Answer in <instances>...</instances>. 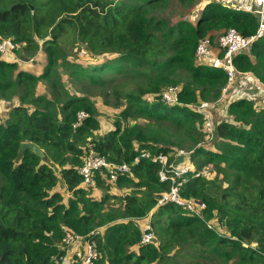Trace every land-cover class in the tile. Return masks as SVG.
<instances>
[{"label": "trees", "instance_id": "16d2710c", "mask_svg": "<svg viewBox=\"0 0 264 264\" xmlns=\"http://www.w3.org/2000/svg\"><path fill=\"white\" fill-rule=\"evenodd\" d=\"M172 1L0 3V36L24 44L28 51L42 47L46 55L38 75L19 69L16 61L0 60V94L23 91L0 120V264H62L65 229L96 241L99 256L94 264H155L184 244L209 247L218 261L206 264H264V105L243 96L229 101L225 116L213 121L212 136L205 143H200L202 134L196 129L203 127L204 117L194 108L200 101L218 100L227 82L223 70L195 63L198 40L228 28L253 35L257 18L228 9L217 0H176L185 7L199 1L203 7L197 19L187 13L185 19L170 22L158 12ZM68 37L84 45L90 56L107 57L90 66L71 64L67 69L70 76L89 84L115 82V99L125 104L115 105L120 109L111 125L96 117L97 110L86 96L64 93L61 103L54 98L49 80L58 60L68 64L63 50ZM234 65L235 77L248 72L264 85V36L238 52ZM128 78H138L143 85L124 87ZM39 82L49 83V96L36 95ZM169 85L177 86V103L161 100V92ZM233 88L234 84L229 91ZM80 111L85 116L75 124ZM140 117L164 129L184 127L191 134L188 156L176 161L194 163L195 171L213 164L223 172H233L234 182L227 187L221 180L214 183L210 177L189 176L179 188L184 199L205 203L204 218L221 222L223 231L215 233L173 202L154 208L170 181H159V165L149 157H139L132 173L117 177L113 184L96 174L97 187L130 188L121 196V207L106 203L113 197L106 191L97 199L81 185L78 167L89 145L113 163L131 164L141 150L151 156L177 151L180 145L167 141L149 127L150 122H125ZM24 140L42 149L44 157L31 150L21 152L19 144ZM211 184H220L222 189L211 193ZM152 209L155 241L143 245L136 220Z\"/></svg>", "mask_w": 264, "mask_h": 264}, {"label": "built area", "instance_id": "2783aa9c", "mask_svg": "<svg viewBox=\"0 0 264 264\" xmlns=\"http://www.w3.org/2000/svg\"><path fill=\"white\" fill-rule=\"evenodd\" d=\"M225 4L228 9L237 13L255 15L258 21V27L256 32L250 36H243L235 28H228L212 37L210 35H205L198 40L194 50L195 63L221 69L227 76L226 85L222 88V94L218 100L215 102L200 101L194 105L195 110L204 117V130L210 131L209 133H211V136L213 129L212 109L215 107L214 105L223 98V94L226 90L231 87L235 75L238 73L234 65L235 55L240 51L248 50L255 40L264 36V0L227 1ZM14 48L15 43L10 37L0 36V60H4L8 55H11ZM161 100L168 104L177 103V86H167L161 92ZM83 116H85V112H78V121L75 124H78ZM187 153L188 152L183 150H177L174 154L171 152L168 154L157 153L151 156L150 152L147 150H141L131 164L124 161L121 163H113L108 161L104 156L99 155L93 147L89 145L84 153L82 163L78 167V174L82 178L81 185L86 188L94 185L97 173L102 174L109 183L113 184L117 177L126 174L130 175L132 173V166L139 161V157H149L153 162H157L159 165V181H170L169 189L157 196L154 208L167 202H173L183 207L186 211H189L192 216L202 220L209 229L213 230L215 233H219L223 231L224 225L216 220L204 218L203 210L205 208V203L193 198L184 199L180 195L179 188L189 176L206 177L207 175L204 169L205 166L199 171H195L192 163L176 161L177 157H182ZM170 156H173V158L170 159ZM152 213L153 209L145 216L147 217L149 215L144 224L140 226V244H150L155 241L150 222ZM64 232V236L61 240V248L65 250L64 256L60 257L62 264H94L99 256L96 241L93 238L81 236L67 229H65Z\"/></svg>", "mask_w": 264, "mask_h": 264}, {"label": "rangeland", "instance_id": "374dc122", "mask_svg": "<svg viewBox=\"0 0 264 264\" xmlns=\"http://www.w3.org/2000/svg\"><path fill=\"white\" fill-rule=\"evenodd\" d=\"M211 1V0H207ZM218 3H220L222 6H226L227 1H233V2H239V1H247V0H217ZM12 0H0V3L4 6H8ZM203 4L200 5L199 1L195 2L190 7H185L184 5L177 3L176 0H173L169 6H165L163 10H160L158 12L159 16L165 17L168 21L173 22L174 20H178L180 18L185 19V15L188 13L189 16L192 19H197V16L199 15L200 11L202 10ZM195 10V11H194ZM196 13V15L194 14ZM194 21V20H193ZM221 33V32H220ZM219 34V33H217ZM73 38L68 37L65 38V44L63 45V50L65 54V61H68V64H65L61 60H58L56 66L53 69L52 77L50 78L49 82L50 85L53 86V93L54 98L58 103H61L63 100H65L66 95L64 93H69V95H81L86 96L89 98L96 110L97 115L96 117L106 125H111L114 120L117 117V110L123 107L124 100L120 99L119 101L115 99V93L113 83L104 84V85H95V84H89L87 81H81L79 78H75L72 75L70 76L68 73V65L71 64H79L82 67L90 66L95 63H98L100 60H103L104 58H107L106 55H101L97 57L90 56L89 53L84 51V45L80 43H73ZM40 45H42L41 40L38 39L37 41ZM24 44H15V48L12 52V54L18 59L17 64L19 69H25L28 71V73H33L35 75H38L42 72L44 65L46 64V55L43 51L42 47H39L36 51H28L25 50ZM93 57V58H92ZM249 76H252L250 74H247ZM246 76V75H244ZM184 77L186 78V75L184 74ZM49 78V77H47ZM247 81L244 77L239 78V83L237 81L236 83V91L238 93H231L229 91V88L226 90V92L223 94V98H221L212 109V120H219L221 117L225 116L224 109H227V105L229 101L238 99V97H245V98H251V100L256 103V99L252 98L251 95L256 90L250 89L252 85H247L248 83H245ZM55 82V83H54ZM142 84L138 78H128L127 81L123 82V86L125 85H134V84ZM143 85V84H142ZM259 86H262L264 90V86L261 84ZM65 89V90H64ZM36 95H46L49 96V92L51 91L49 83L47 85L45 82H39L35 89H34ZM23 91H19L18 93L13 91H7L6 93L0 94V120L3 121L5 117L7 116L10 108L18 103L17 95L22 94ZM225 97H227L225 99ZM260 97V96H259ZM258 98V105L263 106L264 105V91L261 93L260 99ZM119 104L120 108H117L115 105ZM121 120V118H120ZM129 125H133L134 123H139L142 125H147L148 122L151 123L149 127L154 129L155 131H160V134L164 136L167 141L175 142L177 146L179 147L176 150H183L185 152L188 151L191 146V141L189 140V136L191 134L186 132V129L184 127H175V126H169L166 127L167 129L162 128L165 132L161 131L160 127H158L157 123L155 124L152 120H147L143 117H140L135 122L133 118H128L127 121H125ZM197 131H199L202 136L200 143H205V139L211 138L210 131L204 130L202 127V124L199 127H196ZM95 136L98 134V132H94ZM197 144V143H196ZM195 144V145H196ZM199 144V143H198ZM194 145V147H195ZM83 146V145H82ZM175 147V146H173ZM193 147V148H194ZM174 149V151H176ZM174 153V152H171ZM188 154L182 156L183 159L185 156L187 157ZM182 159V160H183ZM46 162V160H45ZM50 166H53L51 162H47ZM194 164V163H193ZM55 167V166H54ZM207 175L210 177L209 180L214 181V183H218V181H223V187H227V184L234 182V175L233 172L230 170H227L226 172H223L221 169L211 165H207L204 167ZM206 175V177H208ZM104 187H97L95 184L93 186L87 187L89 191L91 192L90 195L94 196H102V194L106 191L113 197L109 200H106V203L110 206L115 207H121L122 201L121 196L125 193L130 192V188L126 187H120L116 188L115 185H110L108 190L103 189ZM222 187H220V184L217 187L212 186L211 184V193H216V190H220ZM64 192V191H63ZM214 216L216 215V212L213 213ZM254 244V243H253ZM255 245V244H254ZM209 247H200L197 245H181L180 247H174L171 249V252L169 254L168 259H163L161 261H158L155 264H193L200 263V264H206L208 262H216L218 261V258H216L213 254L209 252Z\"/></svg>", "mask_w": 264, "mask_h": 264}, {"label": "crops", "instance_id": "0c3cea01", "mask_svg": "<svg viewBox=\"0 0 264 264\" xmlns=\"http://www.w3.org/2000/svg\"><path fill=\"white\" fill-rule=\"evenodd\" d=\"M5 60H7V61H11V62H13V61H16L17 62V58L13 55V54H11V55H8L7 57H6V59ZM247 74H250V73H248V72H245V73H240L239 75H237L236 77H235V80H234V88H233V90L231 91V93H233V94H235V93H238L237 91H236V83H237V81L239 82V78L241 79V78H245L247 81H245V83H248L247 85H252V87L250 88V89H252V90H256L254 93H252V95H251V97L252 98H255L256 99V103L258 104V98L257 97H261V93H262V91H264L263 90V88H262V86H259V85H261L262 83H260L259 81H258V79L255 77V76H253L252 74H250V75H252V76H249V75H247ZM244 75H246V76H244ZM239 83H241V82H239ZM264 86V85H263ZM260 97H259V99H260ZM227 97H225V99H226ZM221 119V118H220ZM93 197H95V198H97V199H99V197L100 196H94L93 195ZM149 216V215H148ZM147 216V217H148ZM147 217H145V218H140V219H137L136 220V223H138V226L140 227V226H142L143 224H144V222L146 221V219H147Z\"/></svg>", "mask_w": 264, "mask_h": 264}, {"label": "water", "instance_id": "95a60500", "mask_svg": "<svg viewBox=\"0 0 264 264\" xmlns=\"http://www.w3.org/2000/svg\"><path fill=\"white\" fill-rule=\"evenodd\" d=\"M19 150L25 151V150H31L32 152H34L36 155H38L39 157L43 158L44 157V151L42 149H40L37 145H35L33 142L31 141H27L24 140L22 142H20L19 144Z\"/></svg>", "mask_w": 264, "mask_h": 264}]
</instances>
